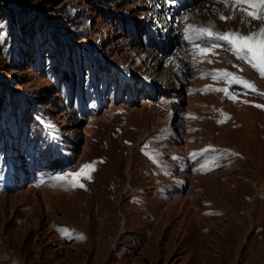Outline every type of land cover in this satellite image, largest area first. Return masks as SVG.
Segmentation results:
<instances>
[{
  "label": "rangeland",
  "instance_id": "obj_1",
  "mask_svg": "<svg viewBox=\"0 0 264 264\" xmlns=\"http://www.w3.org/2000/svg\"><path fill=\"white\" fill-rule=\"evenodd\" d=\"M191 5L0 0V150L15 136L14 118L23 134L37 135L38 116L63 135L60 162H48L39 145L38 167L21 162L23 180L0 190V264H264V107H256L264 106V80L226 42L196 55L194 47L213 41L184 39L187 24L247 35L261 22L238 9L231 18L217 0ZM144 27L171 42L146 69L135 65ZM124 66L155 71L154 92L123 89L99 112L75 118L64 93L84 95L103 77L114 84ZM221 70L256 90L234 87L236 99L228 98L215 90L231 83L212 78ZM41 136L32 137L35 147ZM85 165L94 167L91 178L74 181Z\"/></svg>",
  "mask_w": 264,
  "mask_h": 264
},
{
  "label": "snow or ice",
  "instance_id": "obj_2",
  "mask_svg": "<svg viewBox=\"0 0 264 264\" xmlns=\"http://www.w3.org/2000/svg\"><path fill=\"white\" fill-rule=\"evenodd\" d=\"M218 3L224 4L225 7H230L233 12L234 18L235 11L238 9L242 14V19L251 18L252 20H258L261 22V27L258 31L250 32L247 35L236 31L229 32H216L213 31L214 25H209L207 27H196L191 24H187L184 29V39L190 43L202 39H210L213 41L211 48H198L194 47V53L196 55H203L212 49L217 47L215 41H224L229 45L230 50L233 55L238 59L243 60L250 65L261 78H264V0H217ZM229 17H225L222 13L220 14L221 20H226ZM185 20L188 18L185 17ZM217 76L229 77L230 82L233 84H242L245 88H250L253 91L256 90L255 84L242 78L236 76L233 73H229L221 70L219 73L212 76L213 79H217ZM216 91H224L225 95L230 99H235L227 89H215ZM259 95H264V93H258ZM256 107H264L261 105H256ZM223 122V121H218ZM195 155V154H193ZM233 155H236L233 153ZM206 167L202 165V168ZM94 170L92 165H85L80 172L74 174V181L78 177L84 175L87 178L90 177V172ZM75 186L83 187L82 184H75Z\"/></svg>",
  "mask_w": 264,
  "mask_h": 264
},
{
  "label": "bare ground",
  "instance_id": "obj_3",
  "mask_svg": "<svg viewBox=\"0 0 264 264\" xmlns=\"http://www.w3.org/2000/svg\"><path fill=\"white\" fill-rule=\"evenodd\" d=\"M207 2V1H206ZM193 4L195 3L196 5H197V0H193V2H192ZM224 5V4H223ZM185 6H186V9L188 10V11H192L193 9L192 8H194V6L193 5H191V4H185ZM187 6H189V8L187 7ZM213 5H212V3L211 2H207V3H205V4H203L202 5V7L203 8H205L207 11H209L210 10V8L212 7ZM218 8V7H217ZM227 8V7H226ZM190 9V10H189ZM195 9L197 10V9H199V5H197L196 7H195ZM220 10V12H221V9H219ZM227 10V9H226ZM169 14H171L170 12H169ZM228 16H230V13H229V11L226 13ZM172 15V14H171ZM225 15V14H224ZM168 16H170V15H168ZM198 18V17H197ZM196 18V19H197ZM250 19V21H252V19L251 18H249ZM199 21V20H198ZM255 21V20H254ZM253 24H255V23H253ZM255 32V31H254ZM160 33V32H159ZM178 33L176 32V33H168V35L169 36H172V35H177ZM170 38V37H169ZM176 42H177V40H176ZM178 42H180V41H178ZM171 42H170V40L169 41H165V42H163V48H162V44L161 45H158V44H155L154 45V47H150V49H148L147 50V52H145V50L144 49H142L143 51V54H144V56H145V59H143V60H150L151 62H153V61H155L157 64H160V61H159V59H158V56H157V54H158V52L159 51H162V52H168V49H167V47H166V45H169ZM158 48L160 49V50H158ZM177 48H179V47H177ZM177 53H178V51H176V52H173L172 54H173V56L175 57V58H177ZM179 60V59H178ZM182 62H183V60H182ZM175 64L176 65H178L179 67L181 66V63H178V61H177V59H176V62H175ZM146 68H147V66H146ZM189 68V67H188ZM183 69V68H182ZM118 70V69H117ZM129 70V69H128ZM185 71V70H184ZM129 73V72H128ZM152 73H155V71H147L145 74H143V75H146V78H150L152 81H150V83H151V85L153 84V81H154V78H153V75H152ZM164 73V72H163ZM130 74V73H129ZM164 75H167V74H165L164 73ZM165 77V76H164ZM164 77H163V79H164ZM92 79V78H91ZM168 80H169V78L168 77H165V81H164V83H162V84H165V83H167L168 82ZM179 82V81H178ZM180 82H182V81H180ZM167 86V85H166ZM152 87H153V85H152ZM181 87V86H180ZM154 88V87H153ZM167 88L170 90V92H173V93H177V89H178V86L176 85V84H168V86H167ZM257 96V95H256ZM176 97V96H175ZM235 99H236V97H235ZM173 100V102H175L176 104H177V101L179 100V98H175V99H172ZM172 102V103H173ZM174 104V103H173ZM175 107V106H174ZM162 129V128H161ZM74 132H75V129H69V130H67V135H69L68 137L70 138L71 136L72 137H74L75 136V134H74Z\"/></svg>",
  "mask_w": 264,
  "mask_h": 264
},
{
  "label": "trees",
  "instance_id": "obj_4",
  "mask_svg": "<svg viewBox=\"0 0 264 264\" xmlns=\"http://www.w3.org/2000/svg\"><path fill=\"white\" fill-rule=\"evenodd\" d=\"M1 13H2V12L0 11V15H1Z\"/></svg>",
  "mask_w": 264,
  "mask_h": 264
}]
</instances>
